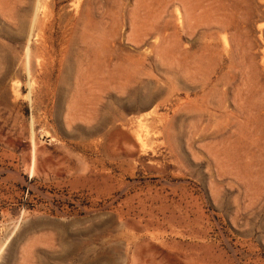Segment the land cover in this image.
Returning a JSON list of instances; mask_svg holds the SVG:
<instances>
[{
    "label": "rangeland",
    "instance_id": "374dc122",
    "mask_svg": "<svg viewBox=\"0 0 264 264\" xmlns=\"http://www.w3.org/2000/svg\"><path fill=\"white\" fill-rule=\"evenodd\" d=\"M0 264H264V0H0Z\"/></svg>",
    "mask_w": 264,
    "mask_h": 264
},
{
    "label": "bare ground",
    "instance_id": "6f19581e",
    "mask_svg": "<svg viewBox=\"0 0 264 264\" xmlns=\"http://www.w3.org/2000/svg\"><path fill=\"white\" fill-rule=\"evenodd\" d=\"M126 137L128 138V136H126ZM129 140H131V139H129ZM143 142H144V141H143ZM136 143H137V142H136ZM136 143H135V145H134V142H133V145H134L133 147L136 146ZM138 143H139V147L137 148V151H139V152L142 151V154L145 155V157L148 156V158H146V160H148L149 162H152L153 159H152V158H149V155H150V154L148 153V150H147V146H146V144H145V143H141L140 140L138 141ZM138 143H137V145H138ZM132 149L136 151V148H135V149L132 148ZM139 149H140L141 151H140ZM133 150H132V152H133ZM135 151H134V152H135ZM148 154H149V155H148ZM143 155H142V156H143ZM150 157H151V156H150ZM151 159H152V160H151ZM148 161H147V162H148ZM153 161H154V160H153ZM149 164H150V163H149ZM4 245H5V244H4Z\"/></svg>",
    "mask_w": 264,
    "mask_h": 264
}]
</instances>
